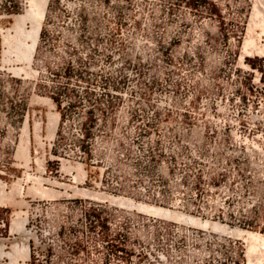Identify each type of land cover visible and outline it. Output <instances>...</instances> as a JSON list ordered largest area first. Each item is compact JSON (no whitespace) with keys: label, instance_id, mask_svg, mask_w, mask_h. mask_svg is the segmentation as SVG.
I'll use <instances>...</instances> for the list:
<instances>
[{"label":"built area","instance_id":"2783aa9c","mask_svg":"<svg viewBox=\"0 0 264 264\" xmlns=\"http://www.w3.org/2000/svg\"><path fill=\"white\" fill-rule=\"evenodd\" d=\"M173 1L57 0L53 63L80 86L49 141L43 185L61 195L24 197L27 264H243L212 225L249 227L264 207V78L210 62Z\"/></svg>","mask_w":264,"mask_h":264},{"label":"rangeland","instance_id":"374dc122","mask_svg":"<svg viewBox=\"0 0 264 264\" xmlns=\"http://www.w3.org/2000/svg\"><path fill=\"white\" fill-rule=\"evenodd\" d=\"M26 1L0 0V181L4 189L9 192L13 186L12 184L22 179V184L25 187L23 196L28 194L29 185L26 184L28 181H25L28 174L32 179L41 176L47 178L44 182H49V172L56 169L55 163L50 160L53 156H58L55 148L50 151L49 141H52L54 137L52 139L47 137L50 109L40 99H50L55 105L52 112L64 115L63 104L70 101L71 94H74L73 90L80 86V82L67 80V77L70 76L68 71L67 77L65 76L66 80L61 79L55 68L56 64L53 63H58L59 56L56 50L58 47H62L61 44L66 42L65 38H67L60 31V27L67 20L64 14L53 15L57 0H49L48 2L38 46L32 62L35 74L28 78L23 73L17 76L10 70L13 66H21V63L14 62V56L11 57L13 62H8V45L7 43V46L4 45V39L7 30L12 28L15 21L14 17L24 14L28 9V2ZM255 1L176 0L173 1L175 4L173 11L185 15L189 22L195 17L191 24L204 29L206 48L211 51L210 62L219 63L222 67L221 71L227 74H231L235 70L239 74L246 71L251 76L262 75L264 78V58H251L242 52L244 41L249 36V23ZM28 26L29 24H27ZM59 31L60 33H58ZM256 33L254 37L258 38V42L264 44V35H261V29L257 28ZM10 34L13 35L14 31L11 30ZM260 35L261 37H259ZM66 52L68 53L67 50ZM242 56L244 58L240 59ZM60 57L62 62L67 63L66 58L68 55ZM208 67L209 64H207ZM71 85L74 86L73 93L70 91ZM36 124L41 127L39 133H36ZM26 125L30 136V160L28 165H25V160L22 158L21 161L17 154L18 145H20L23 136L22 131ZM45 169H47V174L43 175ZM262 183V187H264V181ZM55 184L58 185V183ZM31 185L32 183H30ZM59 185L65 186L64 184ZM18 200L20 201L21 198L18 197ZM23 200L22 203H25V205L12 203V205L7 204L6 207L0 206V237L9 236V226L16 219L15 217L18 214L16 212L20 213L22 211L24 217L26 216L27 203L24 197ZM252 216L253 222L249 227L236 228L264 235V207L254 210ZM14 229L15 227H11V233H15L13 237H16L11 241L12 244L27 237L25 229L23 233L17 230L16 232ZM236 250L243 258V264H249L247 243L244 240L237 239ZM261 254H258V256L260 257ZM260 259L261 263L259 264H262L264 257L261 256ZM253 261L255 262L256 259Z\"/></svg>","mask_w":264,"mask_h":264},{"label":"bare ground","instance_id":"6f19581e","mask_svg":"<svg viewBox=\"0 0 264 264\" xmlns=\"http://www.w3.org/2000/svg\"><path fill=\"white\" fill-rule=\"evenodd\" d=\"M26 2H28V9H26V12L24 14H20L14 17L15 21L13 22L12 28L10 30L8 29L7 33L5 32L6 35L4 39L5 40L4 45H6V43L8 45L7 47L8 52L6 50V52L9 54L8 62H13L12 61L13 59H11V57L14 56L15 57L14 62L21 63V66H17V65L13 66L10 70H12L13 73L17 74V76L18 75L20 76V74L23 73L25 77L27 76L28 78H30L32 74H35V71L32 68V62L38 46L40 32L43 25V20L45 18V13L49 0H27ZM27 24H29L28 27ZM257 28L261 29V35H264V0H256L253 5V10L251 13L249 29H248L249 36L246 37L247 39H245L243 44L244 51L242 50L243 54H246L248 57L264 58V44L258 42L257 41L258 38L254 37ZM11 30L14 31L13 35L10 34ZM261 35L259 37H261ZM6 52L5 54H7ZM243 58L244 57L242 56L240 59ZM40 100L41 102L46 104L50 109V112L48 113L47 137L49 139H52L55 135L59 114L56 112H52V109L55 108L54 107L55 105L50 99L43 98ZM35 130L36 133L40 132L41 127L39 124H36ZM22 132H23L22 133L23 136L21 138L20 145H18L17 154L18 157H20V160L23 158L25 160V165H28V162L30 160V147H29L30 136L27 125L25 126ZM76 169L78 171V175H81L82 167L78 166ZM45 180L46 179L41 176L32 179V177L28 174L27 180H25L28 181L26 184L29 185L27 189L28 194H30L31 196H39L45 198L59 197L61 192L46 188L43 185ZM29 181L30 183H32L31 186ZM0 185L2 187V190L0 191V206H4L7 204L12 205V203H19V204L21 203L22 205H25V203H22L24 202L23 191L25 188L22 184V179H19L14 184H12L13 186L9 192H7L4 189V186H2L1 181H0ZM64 185L63 186L66 190L72 189L77 193L86 194L85 191H78L70 184H64ZM18 197L21 198L20 201L18 200ZM142 209L146 212L167 219L176 220L179 222L193 223L196 225H200L202 227H207L208 225H211L209 223H201L193 218H187L179 213L171 212L161 208L144 206L142 207ZM21 212L20 213L16 212L18 214L15 217L16 219H14V221L12 222L13 224H11L12 225L11 227L12 228L15 227L14 229L15 231L17 230L23 233L24 225H25V217L23 215L24 213ZM212 227L226 234H230L233 237L244 240L247 243V250H248L247 254L249 256L247 257L249 258V264L261 263L260 258L261 256L262 258L264 257V255L261 254V253L264 254V235H261L260 233H256V232L242 230L239 228L227 229L219 225H212ZM11 254L13 259H11L12 262H10L9 264H19L18 263L19 259H23V260L27 259L28 257L27 237L22 239V241L13 243ZM258 254L259 255L261 254V256L259 257ZM256 256H258L259 258ZM255 259L256 261L254 262L253 260ZM263 261L262 264H264Z\"/></svg>","mask_w":264,"mask_h":264},{"label":"crops","instance_id":"0c3cea01","mask_svg":"<svg viewBox=\"0 0 264 264\" xmlns=\"http://www.w3.org/2000/svg\"><path fill=\"white\" fill-rule=\"evenodd\" d=\"M25 197V195H24ZM6 207V205H4ZM15 233H11V224L9 226V236L7 237H0V264H9L10 262H12L11 259H13V257L11 256V252H12V240L16 239ZM13 237V238H12ZM10 253V255H9ZM24 261V262H23ZM28 261V257L27 259L23 260V259H19L18 263L19 264H27Z\"/></svg>","mask_w":264,"mask_h":264},{"label":"flooded vegetation","instance_id":"af4514ba","mask_svg":"<svg viewBox=\"0 0 264 264\" xmlns=\"http://www.w3.org/2000/svg\"><path fill=\"white\" fill-rule=\"evenodd\" d=\"M69 71V74L71 75L72 74V71L71 70H68Z\"/></svg>","mask_w":264,"mask_h":264}]
</instances>
